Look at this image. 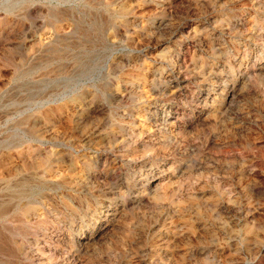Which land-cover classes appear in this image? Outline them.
<instances>
[{
  "label": "rangeland",
  "instance_id": "rangeland-1",
  "mask_svg": "<svg viewBox=\"0 0 264 264\" xmlns=\"http://www.w3.org/2000/svg\"><path fill=\"white\" fill-rule=\"evenodd\" d=\"M0 264H264V0H0Z\"/></svg>",
  "mask_w": 264,
  "mask_h": 264
}]
</instances>
